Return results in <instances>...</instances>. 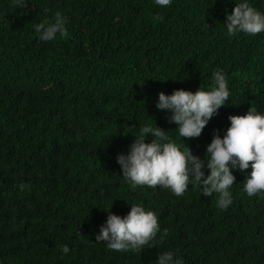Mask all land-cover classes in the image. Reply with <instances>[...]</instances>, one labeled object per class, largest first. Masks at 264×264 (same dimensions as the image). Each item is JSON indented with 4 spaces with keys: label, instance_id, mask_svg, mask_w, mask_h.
I'll use <instances>...</instances> for the list:
<instances>
[{
    "label": "trees",
    "instance_id": "obj_1",
    "mask_svg": "<svg viewBox=\"0 0 264 264\" xmlns=\"http://www.w3.org/2000/svg\"><path fill=\"white\" fill-rule=\"evenodd\" d=\"M241 2L0 0V264H156L165 251L184 264H264V192L243 191L251 167L229 165L232 204L221 210L219 194L204 196L202 185L181 196L133 191L116 159L151 124L204 160L230 115L251 106L264 114V31L229 36L224 25ZM248 3L264 13V0ZM57 11L68 36L41 41L34 24ZM217 70L226 104L199 137H180L171 111L156 107L159 93L209 90ZM132 205L157 214L156 238L140 252L97 242L109 210L124 217Z\"/></svg>",
    "mask_w": 264,
    "mask_h": 264
},
{
    "label": "clouds",
    "instance_id": "obj_2",
    "mask_svg": "<svg viewBox=\"0 0 264 264\" xmlns=\"http://www.w3.org/2000/svg\"><path fill=\"white\" fill-rule=\"evenodd\" d=\"M172 0H155L161 7L171 6ZM15 5L23 4V0H14ZM160 21L162 17H154ZM67 19L57 11L53 20L45 19L34 24V30L41 41L55 40L57 33L67 37ZM229 36L239 32L256 35L264 31V13L250 6L248 0L237 3L231 14L226 15ZM209 90L201 86L195 91L175 90L171 95L159 93L156 107L159 110H170L168 122L178 127L182 138H197L209 120L226 104L230 92L222 70L213 73ZM230 126L223 138L216 133L204 160L193 155L187 146L182 151L170 141L163 128L151 124L140 128V135L130 145L127 155L117 156L123 178L134 191L138 186H149L169 189L177 196L183 195L189 183L202 185L204 196L218 193L216 206L226 210L232 204L229 188L235 182V176L229 167H238L244 171L251 167V173L243 181V191L248 197L264 192V114L251 106L245 115H230ZM156 125V124H155ZM151 135V143H145V136ZM207 167L210 174L205 175ZM22 191L25 185H18ZM160 232L158 216L154 211L145 210L142 206L132 205L130 212L121 217L109 210L106 224L100 228L95 239L106 242L107 247L116 251L140 252L145 245L153 241ZM169 234L164 229L160 242ZM62 253L67 254V245L61 246ZM175 253L165 251L159 253L156 264H184L182 258L174 259Z\"/></svg>",
    "mask_w": 264,
    "mask_h": 264
}]
</instances>
